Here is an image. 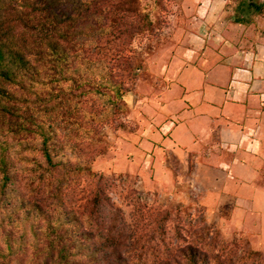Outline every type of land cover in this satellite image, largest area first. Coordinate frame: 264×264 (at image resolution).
<instances>
[{"label":"rangeland","instance_id":"obj_1","mask_svg":"<svg viewBox=\"0 0 264 264\" xmlns=\"http://www.w3.org/2000/svg\"><path fill=\"white\" fill-rule=\"evenodd\" d=\"M10 1L6 0V3ZM231 1L232 8H235L240 1L248 0ZM250 1H253V6L250 7L252 14L249 18L258 17V29L264 31V0ZM115 2L120 5L122 0ZM60 5H67V0H62ZM133 8L135 13L128 15L127 20L135 19L137 27L142 26L145 30L135 32L122 46L124 55L135 67L127 78L121 79L126 86L129 85V91L122 98L126 111L98 128V135L94 139L92 134L88 135L84 131L75 137L72 117L81 120V116L90 110L93 115L94 109L98 108V118H101V111L105 110V104L108 103L106 99L93 98L80 104L79 108L82 109L77 113H71L72 106L58 107L56 111L49 93L54 95L55 91L47 85L25 91L22 96L19 93L16 96L19 100L12 99L10 102L15 105L16 114L19 115L17 124H22L31 133L24 130L16 138V135L8 132L12 127L7 126L0 133V143L7 146V156L14 165L10 170L11 179L1 195V203L4 204L2 207L0 204V225H21L25 230V240L34 244L33 247L27 246L25 253L16 250L10 258V264H22L29 258L45 259V254L38 256L37 252L45 247L47 239L44 233L47 225H54L60 215L63 217L65 213L70 214L73 219L69 224L81 229V213H84L85 207L91 208L90 189L98 180V177L92 179L89 173L104 178L105 183L99 184L105 196L104 206L116 209L118 221L122 219L125 223L118 227H125L128 232L122 239V247L124 243L128 245L132 241L130 230L137 228V225H144L137 236L147 247L146 264L153 260L158 263L181 258V249L189 244L200 248L210 247L208 252L212 255H224L227 252V257L232 259L239 255L242 248H249L246 236H225L218 226L208 224L203 209L186 197L185 191H178L174 186H146V149L143 142L146 141V80L149 79V60L156 56L160 48L181 43L182 39L175 37V27L183 26L186 30L188 22H182V18H187L185 13H190V7L182 6L181 0H136L131 6ZM99 22L104 25L105 20ZM105 41L102 39V46L105 50L109 47L111 52ZM118 73L123 75V72ZM120 75H115V79L120 81ZM37 95L41 97L39 101ZM109 106L111 111L107 119L111 118L113 110L112 105ZM62 111L66 113L68 123L63 120ZM57 112L63 118L54 121L60 123L55 126L58 137L54 141L64 147L53 157L55 162L61 163L52 169L39 150L41 137L33 129L41 123L47 127ZM76 167H80L81 172H73ZM31 205L40 206L43 214L36 216ZM234 240L236 245H230ZM223 241L227 243L226 251L221 253L218 248ZM137 254L134 253L135 259ZM125 255L133 257L130 252L125 251Z\"/></svg>","mask_w":264,"mask_h":264},{"label":"crops","instance_id":"obj_2","mask_svg":"<svg viewBox=\"0 0 264 264\" xmlns=\"http://www.w3.org/2000/svg\"><path fill=\"white\" fill-rule=\"evenodd\" d=\"M251 2L181 0V43L149 60L143 147L146 186L185 191L208 224L264 253V31Z\"/></svg>","mask_w":264,"mask_h":264},{"label":"trees","instance_id":"obj_3","mask_svg":"<svg viewBox=\"0 0 264 264\" xmlns=\"http://www.w3.org/2000/svg\"><path fill=\"white\" fill-rule=\"evenodd\" d=\"M115 1L67 0V5H60L62 0H12L8 3L0 0V133L6 126L12 127L8 132L16 135V138L24 130L31 133L22 124H17L19 115L16 114L15 105L10 102L12 99L19 100L16 98L19 93L22 96L25 91L40 86L49 85L55 91L54 95L50 91L49 93L56 111L58 107L72 106L71 113H77L82 109L79 108L80 104L93 98L108 101L105 110L101 111V118H98V108L94 109L93 115L90 110L81 116V120L72 117L75 137L79 136L80 131H84L88 135L92 134L94 139L98 135V128L126 111L122 98L129 91V85L126 86L121 79L127 78L135 67L124 55L122 46L135 32L145 29L137 27L135 19L127 20L128 15L135 13L131 6L136 0H122L120 5ZM241 9L247 13L249 7ZM99 20H105L104 25ZM102 39L106 40L105 44L110 46L111 52L109 47L104 49ZM118 72H123V75ZM115 75H120V81L115 79ZM39 96H36L37 101L41 98ZM109 105H112L113 110L111 118L107 119L111 111ZM65 114L62 111L63 118L57 112L47 127L41 123L33 129L41 137L39 150L52 169L61 163L55 162L53 157L64 147L54 141L58 137L55 126L60 124L54 121L60 117L68 123ZM30 130L32 131L31 128ZM6 148L0 143L1 207L4 204L1 203V195L11 179L10 170L14 167ZM75 171L81 172V168L76 167L73 172ZM89 176L92 179L98 177V180L90 189L91 208L85 207L84 213H81V229L69 224L73 219L70 214L65 213L64 218L60 215L54 225H47L44 233L47 239L45 247L37 252L38 256L45 254V259L29 258L22 264H146L147 247L141 242L140 236H137L144 225L131 229L129 237L132 241L128 245L124 243L122 247V239L128 232L126 233L125 227H118L125 223L122 219L118 221L116 209L104 206L105 196L99 186L105 183L104 178L91 173ZM91 186L92 182L90 188ZM31 209L37 213L36 216L43 214L38 205H31ZM158 228L164 232L162 228ZM24 235L25 230L21 225H0V264H10V258L15 255L16 250L25 253L27 246L33 247L34 244L26 241ZM221 244L218 250L224 253L227 243L223 241ZM230 245H236L235 240ZM209 250L210 247L200 248L189 244L181 249V258L158 263L153 260L149 264H264V254L250 246L248 249L242 248L234 259L227 257V252L224 255H212ZM125 251L133 253V257H127ZM135 252L138 253L136 259Z\"/></svg>","mask_w":264,"mask_h":264}]
</instances>
